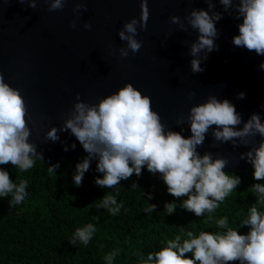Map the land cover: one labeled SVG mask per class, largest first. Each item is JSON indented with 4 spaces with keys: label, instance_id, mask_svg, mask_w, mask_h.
Wrapping results in <instances>:
<instances>
[{
    "label": "clouds",
    "instance_id": "clouds-1",
    "mask_svg": "<svg viewBox=\"0 0 264 264\" xmlns=\"http://www.w3.org/2000/svg\"><path fill=\"white\" fill-rule=\"evenodd\" d=\"M20 4L27 3L35 10L38 2L48 3V11L63 10L66 3L73 2L72 9L76 20L70 25L73 29L81 18V13L88 11L87 0H17ZM203 2L208 10L194 8L181 21L177 16H171L169 23L177 25L179 30L187 33L189 27L198 33L196 40L190 45L188 55L190 70L193 74L202 73L205 69L201 64L206 62L209 53L218 51L215 41L220 33L216 22L223 18L222 13L215 10L216 2L223 6L224 12L232 10L236 13L235 20H241L237 25L239 35L232 38L231 43L239 48L264 56V0H190ZM141 16L133 18L123 25L117 33L119 39L126 43L118 49L121 58H127L129 52L136 54L142 47V42L136 37L138 29L147 28L149 20L148 0H140ZM84 30L91 31L92 25L85 23ZM203 53V55H201ZM264 71V62L259 65ZM190 97L195 93H190ZM238 100L246 98V93L240 92L235 97ZM73 109L67 113L62 126L51 127L45 136V142H56L60 139L58 133L69 132L79 141L88 154L76 165L73 176L74 184H82L84 174L90 168L93 159L98 161L96 170L103 174L97 177L98 187L114 188L122 180H128L135 174L141 176L142 169L147 168L151 174H159L167 192L172 197L181 200L179 207L199 218L205 213H214L241 183L239 176L224 171L228 160L214 158L212 152L201 155L198 147H202L206 135L211 130L213 146L231 143L235 147H248L259 135L258 146L240 154L241 160L252 165L253 179L264 181V122L258 113H253L247 122L237 112L235 105L228 99L209 96L206 102L191 107L187 117L177 119V126L189 125L191 136L185 138L181 132L169 130L161 122L160 115L152 109L151 98L142 94L131 83L125 84L114 94L98 98L99 102L89 104L81 102L79 94L75 97ZM264 108V105L261 106ZM31 119L28 106L20 90L5 82L0 73V166L11 165L21 172L32 169L37 160H44L42 152L37 151V145L30 143L31 130L28 121ZM243 123L242 129H238ZM213 126H215L213 128ZM239 142V143H238ZM75 144L71 145L74 150ZM64 151H68L65 146ZM59 163L48 168L55 173ZM27 180L19 184L10 179V173L0 168V198L11 199L9 207L20 205L28 195ZM136 183L131 188L136 189ZM256 196V203L248 209L247 218L241 227H248L246 235L229 227L225 216L215 221L218 229L224 231H201L195 234L187 231L169 239L166 246L159 251L149 253L146 258L137 253L138 264H264V211L258 206H264V184L255 183L251 186ZM118 194V193H117ZM153 197L149 194L148 199ZM98 205L111 215H117L123 203H118L115 196L105 194ZM156 205H150L146 211L154 212ZM167 215H171L177 204L165 203ZM211 215L208 220H212ZM96 228L89 223L77 228L69 243L73 246L77 241L87 246ZM186 237V238H184ZM187 254H191V258ZM117 251L108 253L104 260L113 264Z\"/></svg>",
    "mask_w": 264,
    "mask_h": 264
},
{
    "label": "water",
    "instance_id": "water-1",
    "mask_svg": "<svg viewBox=\"0 0 264 264\" xmlns=\"http://www.w3.org/2000/svg\"><path fill=\"white\" fill-rule=\"evenodd\" d=\"M86 6L88 11L81 13L73 29V2L66 3L63 10L49 12L48 3L38 2L32 10L27 3L0 0V73L6 83L20 90L31 117L29 142L37 145L44 160L87 156L70 131L58 133L60 139L54 143L45 142L47 131L62 126L77 94L81 102L95 104L127 83L151 98L152 109L169 130L181 132L183 128L185 138L191 136L190 127L177 126V119L187 117L191 107L206 102L209 96L232 102L243 122L253 113L264 122V71L259 69L264 56L231 43L242 23V19H233L236 13L232 10L224 12L216 2L215 10L223 16L216 22L219 50L209 53L201 64L202 73L193 74L188 52L198 33L190 27L187 33L180 31L169 18L177 16L184 21L194 8L207 11V4L148 0L147 28L138 29L136 37L142 47L136 54L129 52L127 58L119 55L118 49L126 43L117 33L131 19L139 20L140 0H87ZM85 23L92 25L91 31L84 30ZM240 92L246 93L245 99L235 98ZM190 93L195 95L190 97ZM242 127L243 123L237 130ZM260 139L257 135L248 147L219 142L213 146L210 130L197 151L227 159L225 172L246 170L252 165L241 160L240 154L258 146ZM65 146L68 151L63 150Z\"/></svg>",
    "mask_w": 264,
    "mask_h": 264
},
{
    "label": "trees",
    "instance_id": "trees-1",
    "mask_svg": "<svg viewBox=\"0 0 264 264\" xmlns=\"http://www.w3.org/2000/svg\"><path fill=\"white\" fill-rule=\"evenodd\" d=\"M86 157L37 160L27 172L11 165L0 166L10 173L14 183L28 181V195L20 205L9 207L11 196L0 198V264H106L104 257L113 251H117L113 264H138L137 253L146 258L176 235L187 231L197 235L201 231H224L216 227L215 221L225 216L229 227L246 235L249 229L241 225L249 207L256 203L251 186L264 184L253 179V168L227 172L239 176L240 185L214 213L197 218L179 207L186 197L181 200L172 197L160 175L149 173L146 167L141 176L133 174L114 188L102 189L95 179L103 178V174L96 170L98 161L93 159L81 186L77 187L73 182L76 165ZM57 163L60 167L50 173L49 166ZM132 183L138 187L131 188ZM105 194L123 203L117 215L98 207ZM172 202L177 208L167 215L164 205ZM153 204L156 210L146 211ZM258 210L264 211V206H258ZM209 215L212 220H208ZM89 223L96 231L88 245L79 241L71 245L69 240L76 229ZM187 255L191 258V254Z\"/></svg>",
    "mask_w": 264,
    "mask_h": 264
}]
</instances>
